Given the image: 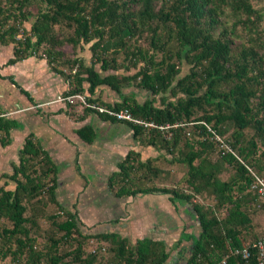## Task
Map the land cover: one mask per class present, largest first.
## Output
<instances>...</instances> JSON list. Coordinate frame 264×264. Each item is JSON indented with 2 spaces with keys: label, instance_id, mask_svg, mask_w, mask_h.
<instances>
[{
  "label": "trees",
  "instance_id": "trees-1",
  "mask_svg": "<svg viewBox=\"0 0 264 264\" xmlns=\"http://www.w3.org/2000/svg\"><path fill=\"white\" fill-rule=\"evenodd\" d=\"M263 21L264 0H0V43L12 44L9 63L44 57L67 80V94L87 92V101L97 103L95 91L107 87L120 98L107 108L127 109L133 118L163 127L98 114L128 124L135 138L164 152L167 165L185 167V188L155 187L169 172L130 152L109 178L117 196L161 192L190 205L200 232L184 264H257L256 243L264 234L256 231L254 218L264 213V196L251 189L248 167L264 179ZM65 45L74 51L87 46L89 61L68 59L61 50ZM128 86L148 97L138 102L123 92ZM15 126L0 116V145L10 143ZM89 130L87 140L94 137ZM212 133L235 155L218 157ZM56 173V165L26 137L18 162L5 174L12 188L0 186V261L166 263L173 249L161 241L130 244L116 233L83 232L76 212L56 200ZM200 197L212 204L197 201ZM50 205L63 213L61 219L45 214ZM213 207L224 215L213 213ZM43 218L49 228H41ZM90 241L94 250L86 247ZM244 247L248 257L234 253Z\"/></svg>",
  "mask_w": 264,
  "mask_h": 264
},
{
  "label": "crops",
  "instance_id": "crops-1",
  "mask_svg": "<svg viewBox=\"0 0 264 264\" xmlns=\"http://www.w3.org/2000/svg\"><path fill=\"white\" fill-rule=\"evenodd\" d=\"M12 57V44L0 43V116L16 125L10 130V143L0 145V160L8 156L10 165L17 163L24 139L31 136L57 167L56 200L76 212L83 232L116 233L130 244L145 238L161 241L173 249L165 264H184L192 239L200 232L190 205L171 201L161 192L117 196L109 185L111 174L128 153L155 163L162 151L135 138L126 123L103 119L95 112L83 113L80 105L58 101L67 95L69 84L44 57L9 63ZM100 91L101 87L94 98L101 97ZM109 100L116 103L120 98L116 94ZM89 128L94 133L91 140L85 139ZM8 173H0V186L8 183ZM155 187L172 186L156 182Z\"/></svg>",
  "mask_w": 264,
  "mask_h": 264
},
{
  "label": "rangeland",
  "instance_id": "rangeland-1",
  "mask_svg": "<svg viewBox=\"0 0 264 264\" xmlns=\"http://www.w3.org/2000/svg\"><path fill=\"white\" fill-rule=\"evenodd\" d=\"M262 4L263 3L258 4L256 2H254V5L256 7H258ZM262 26L264 27V21L262 23ZM65 30L67 32L68 28L65 27ZM61 50L64 51V53L66 54L68 59H71L74 56L75 57L79 56V57H82L85 61H89L90 51L87 49V46H85L83 48H78L76 51H74V50H72V48L69 45H65L61 48ZM95 68L99 71V64L98 63L96 64ZM62 69L64 70L65 74H68L70 72V69L67 67H64ZM74 70H75V67L72 68V72ZM185 71L186 70H183V73ZM109 72L112 73V71H107L104 74H107ZM63 78H64V76H63ZM100 93H101V97L100 98L98 97L97 103H95V105L102 107V108H107V105H112L113 102H110L111 100H109V98L110 99L116 98V94L112 93V92L109 93L102 87H101ZM124 93H127V94L133 93L135 95L134 96L135 99L140 103H142L148 97V93H146L143 90H139L133 86L126 87L124 90ZM81 97L82 98L84 97V99L85 98L87 99L89 97V95L84 93V94H82ZM74 104L80 105L82 110L85 109V106L83 104H80L77 101H74ZM219 151H220V148H219V146H217L214 150V153L217 154L218 157L220 156ZM158 153H159L158 158L156 157L157 160H156L155 164L160 166V168L162 167L163 169L167 170L169 172V174L167 177L164 175V176H162V178L156 179V181L159 182V184H165V185L172 186V188H174V187L179 188V189L185 188V184L182 180V175H183L185 167L183 165L175 163V162L172 165H167L166 160L162 157L164 152L162 151V152H158ZM148 156H149V154H148ZM165 156H167V155L165 154ZM167 158L170 159V156H167ZM5 170H7V172H9V173L11 172V165L9 163L8 156H7V158L4 157L2 161L0 160V173H2V171H5ZM226 177H227L226 174L222 175L223 179H225ZM177 181H179V183H177ZM10 188H12V185ZM196 200L199 202L208 204V205L212 204L211 199H203L202 197H200V198H196ZM45 211H46L45 212L46 215H50V214H54V213H56L58 216L60 215V219H61V216L63 215V213L60 210H58V208L51 206V205L48 206L45 209ZM212 211L215 214L221 213V215H224L223 211H220V210L218 211L216 207H213ZM254 222L257 223L256 231L259 233L262 231V233L264 234V213L263 212L258 213L254 218ZM49 225H50V222L47 219L43 218V220L41 221V228H49ZM39 243H41V241ZM86 247L90 250H94L96 248V244H95V242L90 241V242H88ZM101 250L104 251L103 248ZM0 264H11V263H9L8 260H4V261H0Z\"/></svg>",
  "mask_w": 264,
  "mask_h": 264
},
{
  "label": "built area",
  "instance_id": "built-area-1",
  "mask_svg": "<svg viewBox=\"0 0 264 264\" xmlns=\"http://www.w3.org/2000/svg\"><path fill=\"white\" fill-rule=\"evenodd\" d=\"M20 37V36H19ZM74 72V71H73ZM82 94H73V95H65L58 99V101L66 102V103H74V101L79 102L80 104H83L85 108L91 109L97 114H107L110 117H115L119 121H126L138 125H142L144 127H156L159 129H163V127H157L153 123H147L138 119H135L132 117L131 113L127 109H122L119 111H113L109 108H102L99 106H96L95 103H90L87 101V99L84 97H81ZM212 140L216 142V146H219L220 148V156L225 155L227 152L232 153L235 155L230 149L227 142H225L221 137L218 135L212 133ZM248 171L250 172L251 176L253 177V181L251 183V189H253L257 194L264 196V179L257 175L251 168L248 167ZM257 249L259 251L258 254V263L257 264H264V238L259 239L256 243ZM234 253H240L243 258H246L249 256L248 249L246 247L242 248L240 251L235 250ZM223 263V262H222Z\"/></svg>",
  "mask_w": 264,
  "mask_h": 264
}]
</instances>
